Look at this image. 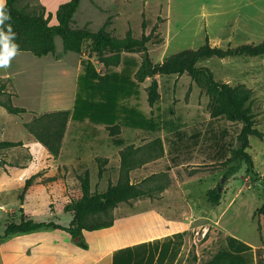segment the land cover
Listing matches in <instances>:
<instances>
[{"label":"rangeland","instance_id":"1","mask_svg":"<svg viewBox=\"0 0 264 264\" xmlns=\"http://www.w3.org/2000/svg\"><path fill=\"white\" fill-rule=\"evenodd\" d=\"M69 1L51 0V3L57 7ZM102 1L91 0L90 9L84 8L89 0H82L80 7L84 9L73 20L72 27L96 32L107 24V30L118 38H124L129 30L136 38L152 34L148 48L154 64H161L181 51L198 49L207 41L222 48L264 41V0H112L108 7L110 16L103 13L99 5ZM18 7L29 12L45 10L35 0H20ZM92 9L98 13L91 12ZM46 17L51 25L58 24L57 12L51 16L46 13ZM56 42L55 55L38 58L32 53H18L31 59L40 70L27 79L16 78L18 94L3 97L14 106L26 108L28 113L15 115L0 107L5 112L0 114V142H27L31 134L25 122L36 117L34 111L73 108L82 61L90 59L99 72L108 71L89 51L90 42L84 44L81 54L66 53L60 37ZM134 56L141 60L140 54ZM197 66L209 68L222 83L247 85L253 91L256 127L264 131V55L213 57L199 61ZM156 79L161 99L154 106L149 103L151 78L140 84L138 98L122 103L159 119V127L133 130L131 114L127 117L128 113L120 110L112 126L121 127L93 125L98 131L94 143L79 146L72 139L78 127L75 124L59 155H52L55 158L62 154L85 155L75 173L77 191L72 201L81 198V178L87 171L92 193H103L110 185H116L122 173V154L129 152L134 163L130 182L145 194L120 203L107 217L100 216L114 218V225L101 231L107 235L108 244L137 243L131 252L142 256L147 250L152 251L153 264L159 249L163 251V260L168 257V264H207L223 252L242 257L246 264H264V217H254L256 209L264 203V181L260 179L264 175V140L249 137L247 151L256 173L251 174L245 162L232 159L233 150L240 146L242 124L212 120L208 109L211 100L190 76L157 75ZM88 122L86 118L85 123ZM117 136L125 139V146L118 148L112 142ZM78 147H82L81 151ZM25 148L23 144L2 150L0 167L11 171V167H5V156L12 154L15 159L16 155H31ZM31 179L30 186L35 178ZM44 180L48 185L52 179ZM23 186L18 183L0 186V207H4L0 208V236L9 223L21 219L18 197ZM218 187L222 188V199L215 205L208 195ZM56 211L57 217L67 218L61 208ZM85 232L86 238L93 234Z\"/></svg>","mask_w":264,"mask_h":264},{"label":"trees","instance_id":"2","mask_svg":"<svg viewBox=\"0 0 264 264\" xmlns=\"http://www.w3.org/2000/svg\"><path fill=\"white\" fill-rule=\"evenodd\" d=\"M5 1L3 11L10 18L0 24V32H7V26L11 25L12 32L15 33L14 42L17 45V51L32 53L36 57L55 55L57 52L56 40L57 37H60L63 40L66 53L81 54L84 44L90 42L89 51L96 55L101 64L108 69L106 73H101L90 59L82 61L83 69L77 79L73 110L35 114L36 117L31 122L25 123V128L51 155H59L65 137L72 133L71 128L75 124L78 127L75 128L77 132L74 131L75 135L72 136V139H77L79 143L97 137L98 131L93 125L103 123L111 125L109 127L113 128L121 127L120 125L112 126L117 112L120 110L124 113L127 112V117L131 114L129 121L133 130L147 131L159 127L160 125H157L160 124L157 121L159 119L146 116L141 109L130 107L129 104L122 103L124 102L122 100L138 98L140 84L147 78H151L149 103L154 106L161 99L157 75L181 76L186 74L196 82L198 87L205 90L211 100L208 109L212 120L222 119L242 124V130L238 136L240 146L233 150L232 159L245 162L247 171L256 174L253 158L247 151L250 148L249 137L255 136L264 140V131L256 127L255 115L252 113L253 91L245 84L232 86L217 81L209 68L199 67L197 64L201 60L213 57L224 59L263 56L264 41L259 44L251 43L236 47L229 46L228 48L212 46L207 41L198 49L181 51L169 56L161 64H154L148 48L152 41V34H143L141 38H136L129 30L124 38H118L107 30V24L96 32L86 28L74 29L72 22L79 10L81 0H71L60 5L57 11L58 24L56 25L49 23V18L46 17L44 10L29 12L25 8L18 7L20 0ZM143 27H147L146 22L143 23ZM155 29L156 27L153 32ZM136 54L141 55V60L134 56ZM0 105L11 114L23 115L28 112L26 108L14 106L10 100H0ZM86 118L89 119L88 123H85ZM112 142L119 148L126 145L125 139L118 136L112 138ZM22 145V142H0V152ZM122 161V173L118 183L110 185L103 193L91 192L89 171L81 178V198L77 202L72 201L65 208L73 216L68 228L54 222H36L29 218L22 208L20 222L9 223L5 228L4 235L28 233L42 228H57L68 231L74 237H80L85 231L92 232L112 227L114 225L112 216H108V219H101L100 216L107 217L108 213L120 203L129 202L145 194L130 182L129 173L133 169L134 163L129 152L122 154ZM260 179L264 181V175L260 176ZM31 183L32 179L27 180L19 195L21 204L24 203ZM218 189L219 187L208 195L209 201L215 205L219 204L222 199ZM254 217H264V203L256 209ZM82 245L84 244L82 243ZM207 264H246V262L240 256L223 252Z\"/></svg>","mask_w":264,"mask_h":264},{"label":"crops","instance_id":"3","mask_svg":"<svg viewBox=\"0 0 264 264\" xmlns=\"http://www.w3.org/2000/svg\"><path fill=\"white\" fill-rule=\"evenodd\" d=\"M35 1L45 9V13H48L49 16L54 13L56 14L60 7V5L53 7L51 0ZM111 1L103 0L102 4L99 3L103 13L107 16L112 15L108 13ZM90 2L91 0H89L88 5L84 8L89 7L91 9L89 6ZM84 8L83 6L79 7L73 20ZM91 12H94V10L92 9ZM18 53L22 52H16L7 68H0L1 101H4L3 97L6 95L13 97L18 94L14 82L16 78L27 79L40 70L31 59L25 58ZM0 107L5 109L1 105ZM64 110L72 111L73 108ZM56 111L55 109H45V111L41 112L34 111L32 114L40 115ZM4 113L0 110L1 115H4ZM30 121L31 119L25 123ZM64 141H67L66 137ZM73 141L79 146H88L94 143V140H85L83 143H79L77 139H73ZM23 144L26 150H30L31 155H16L15 159L12 154H9L7 157L5 156V167H11L12 169L8 171L1 166L3 172L0 174V186L5 188L8 185L18 183L23 184L24 189L27 180L35 178L25 195L24 203L21 204L20 200L18 201L19 212L23 208L24 213L36 222H54L68 228L73 220V216L65 208L72 202V198L76 196L74 194L77 191L75 173L77 172L78 165L81 163L80 161H83L85 158L84 153L82 152L80 155L77 153L62 154L59 158H55L32 135ZM78 149L81 151L82 147H78ZM13 160L18 161V163L12 164ZM47 178L52 179L49 180L48 185L45 184L47 180H44ZM0 208L4 210L3 206ZM58 208H61L68 215L66 219L62 220L60 217H57L56 210ZM44 216L46 218H43ZM101 231H92L91 233L93 234L89 235V238H86V232H83L80 237H74L68 231L57 228H42L10 236H5L3 233L0 236V264H153L154 254H152V251L147 250L142 256L137 255V253L133 254L131 249L137 243L124 246L108 244L107 235L102 234ZM149 240L147 239L146 241ZM167 254L168 252L166 256ZM161 256H163V251L159 249L155 256L156 260L154 264H168V257L163 260ZM139 259L140 261H138Z\"/></svg>","mask_w":264,"mask_h":264},{"label":"clouds","instance_id":"4","mask_svg":"<svg viewBox=\"0 0 264 264\" xmlns=\"http://www.w3.org/2000/svg\"><path fill=\"white\" fill-rule=\"evenodd\" d=\"M5 0H0V24L10 17L3 11ZM15 33L11 25L7 26V32H0V67L7 68L11 59L16 55L17 45L14 42Z\"/></svg>","mask_w":264,"mask_h":264},{"label":"water","instance_id":"5","mask_svg":"<svg viewBox=\"0 0 264 264\" xmlns=\"http://www.w3.org/2000/svg\"><path fill=\"white\" fill-rule=\"evenodd\" d=\"M221 189H222V188H221V187H219V189H218V190H219V192L221 191Z\"/></svg>","mask_w":264,"mask_h":264}]
</instances>
